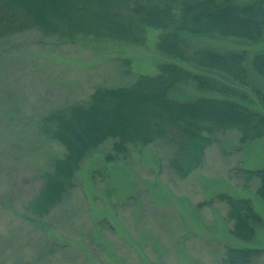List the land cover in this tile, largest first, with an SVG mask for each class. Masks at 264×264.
<instances>
[{
	"label": "rangeland",
	"instance_id": "obj_1",
	"mask_svg": "<svg viewBox=\"0 0 264 264\" xmlns=\"http://www.w3.org/2000/svg\"><path fill=\"white\" fill-rule=\"evenodd\" d=\"M143 32L142 45L90 38L59 43L37 30L0 42V264H224L226 247L257 249L250 264H264L258 180L244 187L230 177L234 167L264 168V138L240 144L233 130L215 137L203 164L185 179L169 167L174 148L168 142L115 155L107 140L83 160L74 187L48 215L25 211L43 172L64 154L39 134L43 116L85 102L96 87L129 86L139 75L158 73L160 64L178 61L157 51L159 30ZM181 38L190 52L243 51L250 87L264 94V79L252 67L253 57L264 53V31L254 43L185 32ZM239 90L247 96L242 104L264 112L251 89ZM167 96L189 101L217 95L189 80L175 84ZM220 193L250 200L259 218L251 241L231 234L225 203L211 202Z\"/></svg>",
	"mask_w": 264,
	"mask_h": 264
},
{
	"label": "trees",
	"instance_id": "obj_2",
	"mask_svg": "<svg viewBox=\"0 0 264 264\" xmlns=\"http://www.w3.org/2000/svg\"><path fill=\"white\" fill-rule=\"evenodd\" d=\"M146 28L160 31L157 51L178 61L160 64L158 73L139 75L129 86L96 87L85 102L42 117L39 134L63 147L64 154L53 158L50 169L43 172L39 191L25 207L31 216L48 215L74 187L83 160L107 140H112L115 155L166 141L174 148L169 167L185 179L203 164L205 150L216 136L237 131L240 144L264 138V112L241 103L247 96L239 88L251 89L264 109V94L250 87L245 53L208 48L190 52L181 38L185 32L254 43L264 31V0L243 5L231 0H0V42L37 30L59 43L90 38L142 45ZM179 61L223 80L192 72ZM252 67L264 79V53L253 57ZM189 80L197 89L217 96L189 101L168 98L175 84ZM231 174L244 187L257 179L256 193L264 200V168L234 167ZM213 201L225 203L231 234L251 241L259 218L250 200L220 193ZM259 252L226 247L223 263L250 264Z\"/></svg>",
	"mask_w": 264,
	"mask_h": 264
}]
</instances>
